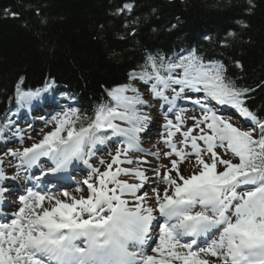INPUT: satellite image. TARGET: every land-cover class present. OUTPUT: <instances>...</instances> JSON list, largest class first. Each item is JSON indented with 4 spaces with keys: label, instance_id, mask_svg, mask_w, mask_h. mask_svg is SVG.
I'll return each instance as SVG.
<instances>
[{
    "label": "snow or ice",
    "instance_id": "6c2138e0",
    "mask_svg": "<svg viewBox=\"0 0 264 264\" xmlns=\"http://www.w3.org/2000/svg\"><path fill=\"white\" fill-rule=\"evenodd\" d=\"M254 7V0H244L241 10L249 14ZM132 10L125 3L114 15ZM35 15L42 17L39 7ZM235 23L247 27L242 17ZM236 35L229 30L216 42L227 48ZM236 67L242 68L239 61ZM23 79L15 88L22 106L54 86L22 90ZM251 91L197 46L148 54L125 82L105 89L108 101L90 116L69 107L51 118V130L38 141L6 144L0 206L15 210L0 212V264H264V116L247 106ZM148 97L167 106L150 149L142 141L156 123L145 111L154 110ZM181 100L198 109L187 118L190 125L177 106ZM213 102L236 110L252 127L237 126ZM108 143L117 144L115 151L93 165L97 145ZM42 158L52 167L40 176L67 171L74 162L87 175L73 191L23 186L18 192L2 183L30 179L25 174Z\"/></svg>",
    "mask_w": 264,
    "mask_h": 264
},
{
    "label": "trees",
    "instance_id": "16d2710c",
    "mask_svg": "<svg viewBox=\"0 0 264 264\" xmlns=\"http://www.w3.org/2000/svg\"><path fill=\"white\" fill-rule=\"evenodd\" d=\"M243 2L0 0V126L8 120L17 126L13 113L19 106L15 88L20 77L22 90L54 81L47 96L61 109L57 111L71 107L90 116L98 104L108 101L105 89L125 82L127 72L143 64L148 54L171 55L189 46L224 63L238 86L252 89L247 106L264 116V0H254L249 14L241 10ZM125 3L133 10L114 15ZM37 7L42 17L35 15ZM5 9L11 11L6 14ZM11 12L19 16L12 18ZM241 17L246 28L235 23ZM229 30L236 38L229 47H221L217 38H225Z\"/></svg>",
    "mask_w": 264,
    "mask_h": 264
},
{
    "label": "rangeland",
    "instance_id": "374dc122",
    "mask_svg": "<svg viewBox=\"0 0 264 264\" xmlns=\"http://www.w3.org/2000/svg\"><path fill=\"white\" fill-rule=\"evenodd\" d=\"M141 91H146V89L141 87ZM197 95H201V94H197ZM41 96H45V94H42ZM148 98L151 100L150 97H148ZM34 100L35 99H33L32 102H35ZM151 103L154 106V110L146 108L145 111L149 112L150 115L156 117V123L153 126V128L150 129V131L152 130L151 133L156 134L157 128H159L160 125L163 123V117H164V115L167 112V106H165L163 109H161L160 108V101H158V100H151ZM177 106H178V108L185 109L184 115L186 117V123L189 124V125L191 124V121L189 119H187V118L191 117L192 115H198L199 114L197 107L194 108L193 106H188V104L185 103L184 101H182V103H178V101H177ZM213 106L218 108V105L213 104ZM51 108H52V106H51ZM218 112H221V111L219 110ZM222 113H226V112H222ZM221 115L230 117V115H233V113L228 112V114H226V115L225 114H221ZM50 117L51 116H49V115H46V116L37 115V120L38 121H36L34 123L29 122L27 120L28 123L30 124V127H28L23 133H20V132H16L15 133V136H18V134H20L19 138H14V134L13 135L2 134L3 136H0V152L5 151V145L6 144H7V147L15 148V147L21 146L22 144H23V146H27V145L31 144L32 142H34V141H38L40 138H42V132H46V131L51 130L52 124L49 121L51 120L52 117L51 118ZM169 118H173V117L170 116ZM231 120H232V117H231ZM232 122L234 124H236L237 126H241V123L238 120L234 119V120H232ZM46 124H47V126H46ZM143 137L144 136H142V138ZM153 139L154 140L149 141V145H148L147 149H150L151 146L157 142L155 138H153ZM9 141H11V143H9ZM143 146L144 147L146 146L144 142H143ZM116 147H117V144H115V143L107 144L106 145V150L102 154L98 155L102 151H97L95 153V158L92 159L91 163L93 165H97L98 161L101 158L107 159L108 158V153L109 152H114ZM46 159L47 158H42V161H41L40 165L35 166L36 168H34V169L32 168L33 170L30 169L28 171V172H30V176H33V175L36 176V177L39 176V174L41 172V169L44 167V163H45ZM46 163H47V161H46ZM72 165L73 166H72L70 172H72L73 169L76 168L77 166L81 167V162H74ZM7 174H8V176H12V175L15 174V170L10 171ZM149 174L152 175L151 172H149L148 175ZM85 175H87V171H79V172H77V174H73L72 175V180L73 181L77 180V182H78L81 179H83V177ZM26 176H27V174H26ZM44 177L46 178V175H44ZM5 182L9 184V183H11L13 181L8 180V181H5ZM17 182L21 183L22 182V178L19 179ZM77 182H76V184L66 186L67 190L73 191L75 189L76 185H77ZM46 183L48 185L49 182H45V186H46ZM23 186H26V185L21 184V187H19L20 191H23ZM145 190L146 191H150V189H145Z\"/></svg>",
    "mask_w": 264,
    "mask_h": 264
}]
</instances>
